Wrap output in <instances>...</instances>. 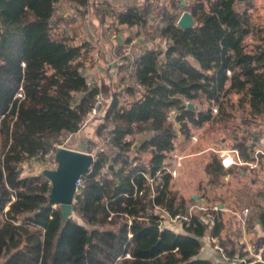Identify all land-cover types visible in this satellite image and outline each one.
<instances>
[{"label": "trees", "instance_id": "16d2710c", "mask_svg": "<svg viewBox=\"0 0 264 264\" xmlns=\"http://www.w3.org/2000/svg\"><path fill=\"white\" fill-rule=\"evenodd\" d=\"M152 2L122 11L111 2L96 8L101 37L111 17L110 26L129 27L128 40L144 36L150 44L120 64L122 87L102 103V118L86 145L94 163L75 195L73 218L65 221L60 205L50 203V180L42 171L27 173L24 165L44 162L46 153L56 165L58 146L88 125L86 115L101 94L87 72L94 43L71 35L72 17L58 14L63 3L84 12L90 0H0V264L252 261L238 246L224 248L229 262L200 257L202 239L221 235L222 210L212 222L195 211L176 231L162 209L171 216L187 213L184 202L175 208L177 193L163 167L179 136L185 143L208 123L228 126L231 92L246 91L243 123L264 125V39L251 38L262 31L254 22L255 4ZM185 11L192 27L178 24ZM153 17L160 23L151 30ZM135 136H143L138 147ZM236 146L250 159L246 140ZM207 167L215 177L225 171L218 154ZM146 175L155 178L153 188Z\"/></svg>", "mask_w": 264, "mask_h": 264}, {"label": "crops", "instance_id": "0c3cea01", "mask_svg": "<svg viewBox=\"0 0 264 264\" xmlns=\"http://www.w3.org/2000/svg\"><path fill=\"white\" fill-rule=\"evenodd\" d=\"M152 1L90 0L88 10L84 11V14L81 13L82 11L79 14V6L72 3H63L58 9L60 16L72 17L71 25L68 28V32L71 35L77 38H87L95 45L93 50L88 54L86 64L89 78L97 82L101 88L102 103H109L112 100V91L122 87L120 82L122 76L120 74V64L123 61L121 59L123 51L121 53L119 46L128 43L131 46L128 49L130 50V55V53L134 54L135 51H138L139 47H144L150 44V42H146L144 36L134 37L131 41L128 40L131 32L129 27L127 25H119L118 27L110 26L113 23V18L111 17L108 18L106 24L108 34L105 37H101L103 30L100 29V18L97 16L96 8L102 6L104 3L111 2L116 10L122 11L128 6H143L146 3L150 4ZM163 1L160 0V2ZM252 1L255 4L253 9L254 22L257 28H260L262 31L260 33L258 32L257 36L252 35L251 38L256 37L258 43H262V39H264V0ZM168 2L169 0H167V4ZM75 12L78 13L77 19L73 17ZM86 15L87 17H85ZM154 18L149 23L151 30L160 23ZM132 33L135 34L136 30H133ZM139 44L142 46H139ZM124 75L129 76L128 72H125ZM99 123V119L93 120L92 123L90 122L81 131L69 138L73 140V143L78 142L77 139L82 138V134L85 133L88 134L89 138H93ZM244 130L248 132L247 128ZM247 134L242 136V140L244 138L247 142L249 149L248 156L250 159L245 158V155L243 156L237 149L236 143L238 140H236V136H233V138L224 137L219 146L212 147L209 144L199 145V136L196 134L190 140L186 141V146L188 145L186 151L183 148L185 146L183 138L179 136L175 149L166 159L165 164L177 171L176 176L171 175V189L178 193L177 200L184 199L181 202L185 203L184 207L186 212L193 205L208 208L217 206L222 210V221L224 225L221 235L219 238H214L209 234L202 239L203 248L200 253L201 258L212 259L218 262L221 261V254L214 247L215 243L213 239H216V242L223 248H226V250L231 251L238 246L244 252L248 253L252 261H255L254 264H264V125H260L258 129L255 128L252 130L249 138L246 137ZM86 141L87 138L83 139L82 142L86 143ZM72 149L77 148L72 147ZM222 149L238 150L245 164L235 165L229 169H225L222 175L215 177L209 171L207 165L212 162L213 156L217 155V150ZM187 150L193 152L190 153ZM202 155L210 160L206 161L200 178H197L194 176L196 175L195 173L198 167L196 165L202 162ZM193 157L194 159H192ZM219 159L221 161L220 157ZM194 177L198 184L192 189L190 188V181ZM177 200L175 208L179 206ZM159 208L158 206V211L160 210ZM245 209H249L248 214H243ZM197 212L200 211L198 210ZM162 213L166 217L169 214L164 209H162ZM165 222L168 227L176 231H183L180 230L179 223H175L170 219L165 220Z\"/></svg>", "mask_w": 264, "mask_h": 264}, {"label": "rangeland", "instance_id": "374dc122", "mask_svg": "<svg viewBox=\"0 0 264 264\" xmlns=\"http://www.w3.org/2000/svg\"><path fill=\"white\" fill-rule=\"evenodd\" d=\"M78 13L80 14V11ZM81 13L84 14L85 12H81ZM182 14H181V16H182ZM260 20H262V19H260ZM139 46H142V45L139 44ZM119 47H120L119 49L121 50V53L123 51V54H124V51L131 48V46H129L128 43H124V44L120 45ZM127 56H125V57H127ZM125 57L122 58L123 61H124ZM245 93H246L245 90L244 91H234V92H231V94L229 95L230 97H226V99L228 101V103L225 104L226 108H227V113L230 114L231 116L232 115L234 116V117H231V119L229 120L228 126H224L222 123H216L213 125L208 123L206 126L194 130V134L199 136V138H198V140H199L198 144L199 145L209 144L212 147H215V146H219V144L221 143V141L224 137L233 138V136H236V138H237L236 140H242V136L247 134V133L248 134L246 137L249 138L251 136L252 130H254L255 128L258 129L260 127V125H263L260 122H256L258 125H256V124L250 125V124L243 123V119L245 118V116L248 115V113L244 111V109L242 108V106L240 104L241 98H243L246 95ZM218 109H219V107H215V113L216 114H218ZM100 118H102V115L100 116ZM257 120H259V118ZM245 128L248 129V132H245V130H244ZM86 138L90 139L87 133L82 134V138L81 137L78 138L77 139L78 142H75V143L72 142L73 140H71V138H68L65 140L66 141L65 147H67V148L71 147V149L73 147V148H77L75 150L87 151L86 145L88 144V142L87 141H86V143L82 142L83 139H86ZM142 138H143V136H135L134 139L137 142L136 144H139V142L142 140ZM243 140H245V139L243 138ZM184 144H185V146H183V148H185V151H186V147L188 145L186 146V142ZM212 144H214V145H212ZM0 151H1V141H0ZM187 152L192 153L193 151L187 150ZM50 155H51V153H50ZM201 158H202V162H200L196 165L198 167H197V171L195 173L196 175H194V176H196L197 178H200V176L202 174V170L204 168V164L206 163V161L210 160L206 156L204 157V155H202ZM201 158H199V159H201ZM45 159L46 158H44V162H41L38 159H35V160L31 161V163L25 164L24 165L25 171L27 173H39L42 170L46 169L48 166H51V165H54V167L56 166L55 163L52 161L51 156L49 158H47L46 160ZM189 159H191V158H189ZM192 159H194V157ZM197 184L198 183L196 181V178L194 177L192 179V181H190V188H192V189L195 188L197 186ZM201 186H203V185H201ZM174 187H175V185H174ZM205 188H206V186H205ZM175 193H177V192H175ZM177 195H178V193H177ZM181 200L184 201V199H181ZM181 200H177V204H179L181 202ZM4 258L5 257L3 256L1 258V260H3Z\"/></svg>", "mask_w": 264, "mask_h": 264}, {"label": "water", "instance_id": "95a60500", "mask_svg": "<svg viewBox=\"0 0 264 264\" xmlns=\"http://www.w3.org/2000/svg\"><path fill=\"white\" fill-rule=\"evenodd\" d=\"M178 24L182 28L192 27L194 19L186 11L180 17ZM189 107L194 108V105L189 104ZM135 146L138 147L139 144ZM94 158L95 156L87 151L58 147L55 156L56 168L42 171L52 184L50 203L60 205L65 221L73 218L74 198L78 189L77 179L92 168Z\"/></svg>", "mask_w": 264, "mask_h": 264}, {"label": "built area", "instance_id": "2783aa9c", "mask_svg": "<svg viewBox=\"0 0 264 264\" xmlns=\"http://www.w3.org/2000/svg\"><path fill=\"white\" fill-rule=\"evenodd\" d=\"M74 19L78 18V14L74 13L73 14ZM87 17V15L85 16ZM163 15L160 16V20L162 19ZM129 51L130 50H126L124 51V54L121 55V59L127 55H129ZM22 95V94H20ZM187 104H190L189 101H187ZM102 108V100H101V94L98 95L97 100L95 102V104L93 105L92 109L87 113L86 115V121H85V125L89 124L90 122H92L93 120H95L96 118H98L100 116V111ZM58 147H65V145H59ZM217 154L219 155V157L221 158V163L223 165V167L225 169H229L235 165H243L245 164V162L241 159L238 150H217ZM44 157L47 159L50 157V153H46L44 155ZM163 171H166L168 173H170L172 176H176L177 175V171L171 169L169 166H167L166 164L163 167ZM160 175V173L157 175V177ZM146 177L149 179V182L152 184V188H153V183L155 181V178H151L149 176L146 175ZM77 191L76 193L80 192L86 185V178L84 177V175L80 176L77 179ZM148 209H146L147 211ZM200 211V213L205 214V218L210 220L211 222L215 219L216 216V212H218L219 207L215 206L214 208H208V207H204V206H197V205H193L191 206L187 213L185 215H180L177 214L175 216H171L169 214L168 217L171 221L175 222V223H181L182 221H188L190 219V217L194 214L195 211ZM249 213V209H245L243 211V214H248ZM214 241V247L215 249L221 254L223 260L228 261L229 262V256L226 254L224 248L218 244L216 242V239H213ZM129 256V255H128ZM236 261H241V260H236ZM255 261H248L245 262V264H254Z\"/></svg>", "mask_w": 264, "mask_h": 264}]
</instances>
